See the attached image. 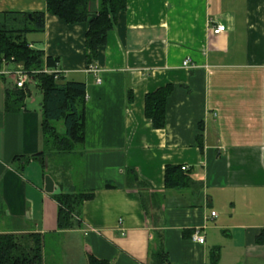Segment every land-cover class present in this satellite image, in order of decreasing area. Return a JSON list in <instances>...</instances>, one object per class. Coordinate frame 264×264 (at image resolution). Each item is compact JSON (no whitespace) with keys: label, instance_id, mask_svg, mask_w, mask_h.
<instances>
[{"label":"crops","instance_id":"obj_1","mask_svg":"<svg viewBox=\"0 0 264 264\" xmlns=\"http://www.w3.org/2000/svg\"><path fill=\"white\" fill-rule=\"evenodd\" d=\"M45 10L46 0H0V12ZM39 33L33 45L60 59L63 80L86 84V141L69 157L67 184L95 195L81 226L60 231L63 184L41 154L43 92L31 84L25 106L6 112L14 79H4L0 233L57 242L66 264H87L88 252L153 264L158 244L175 264H213L217 248L219 264H264V0H127L93 62L87 24L48 13ZM166 86V126L155 128L146 96ZM168 166L187 167L181 188L166 186Z\"/></svg>","mask_w":264,"mask_h":264},{"label":"trees","instance_id":"obj_2","mask_svg":"<svg viewBox=\"0 0 264 264\" xmlns=\"http://www.w3.org/2000/svg\"><path fill=\"white\" fill-rule=\"evenodd\" d=\"M126 8L127 0H46V10L42 12H0V68L4 64L20 65L33 80L23 88L15 84L6 88L5 111L17 112L25 106L31 84L43 92L41 125L44 150L41 154L47 155L49 160L54 158L60 167L57 169L64 171L65 175L71 167L69 157L84 147L86 141V84L82 81H64L62 72H45V69H60V59L46 56L45 51L35 47L26 36L45 31L48 13L69 24L85 23L87 58L93 62L99 48L106 44L108 33L116 27L120 13ZM172 90L171 86H166L146 96V115L155 128L166 126L167 100ZM66 177L68 180V175ZM186 177L181 166L166 168L167 187L181 188ZM129 179L137 181L141 187H147L134 170L129 171ZM62 187L56 194L60 231L81 226L82 205L95 195L93 191L87 192L73 186H68L66 191ZM141 197L147 211L145 197L143 194ZM257 241L264 243V231ZM44 247V236L36 233H0V264H45ZM151 259L153 264H175L162 244L152 250ZM211 260L213 264H219L218 248L213 251ZM87 264L111 263L88 252Z\"/></svg>","mask_w":264,"mask_h":264},{"label":"rangeland","instance_id":"obj_3","mask_svg":"<svg viewBox=\"0 0 264 264\" xmlns=\"http://www.w3.org/2000/svg\"><path fill=\"white\" fill-rule=\"evenodd\" d=\"M26 37H27L28 41L32 42L33 40L37 41V39H39L41 36H40V33L34 32V33L27 34ZM39 45L37 44V47H40ZM4 87H5L4 79L2 78V76H0V97H1V100L4 97ZM37 93L39 96L41 95L40 90H37ZM60 166H62V165H60ZM58 167L59 166H58L57 162L53 158V160H51L49 172H51L53 175H55L57 173L58 174L57 179L61 182V184H63L64 188H68V186H70V185L65 183V181H68L67 177H66V175H68V174L65 175L64 171L57 169ZM65 173H66V171H65ZM51 244H54V246L52 247ZM61 256H62V254L58 251V243L57 242L51 243V241H48L47 245L44 247L45 264H66V263H64V260H62L63 257H61ZM74 259H75L74 264H78L77 263L78 258L77 259L74 258Z\"/></svg>","mask_w":264,"mask_h":264},{"label":"built area","instance_id":"obj_4","mask_svg":"<svg viewBox=\"0 0 264 264\" xmlns=\"http://www.w3.org/2000/svg\"><path fill=\"white\" fill-rule=\"evenodd\" d=\"M214 33L215 34H221L226 31V26L223 24L217 25L214 28ZM190 63V59H186L184 61V65L188 66ZM45 72H61L59 68L56 70H44ZM0 76H4L6 78H13L14 79V84L17 87L23 88L27 83H33L32 77L28 72H26L22 66H10L8 64H5L2 68H0ZM98 82H101V79H98ZM184 170L187 169V167H183ZM217 214L216 212H212V217H215ZM192 240L198 243H205V236L200 235L198 231H196L192 235Z\"/></svg>","mask_w":264,"mask_h":264},{"label":"water","instance_id":"obj_5","mask_svg":"<svg viewBox=\"0 0 264 264\" xmlns=\"http://www.w3.org/2000/svg\"><path fill=\"white\" fill-rule=\"evenodd\" d=\"M29 17L32 18V15L30 14Z\"/></svg>","mask_w":264,"mask_h":264}]
</instances>
